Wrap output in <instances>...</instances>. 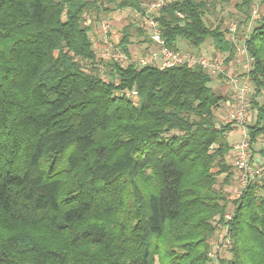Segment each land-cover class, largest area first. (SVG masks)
Instances as JSON below:
<instances>
[{"label":"trees","instance_id":"obj_1","mask_svg":"<svg viewBox=\"0 0 264 264\" xmlns=\"http://www.w3.org/2000/svg\"><path fill=\"white\" fill-rule=\"evenodd\" d=\"M232 1H169L157 16L167 47L210 41L230 58L223 19L208 24L207 14ZM253 1L234 3L241 22ZM142 4L0 0V264H213L220 223L231 246L218 264H264V176L224 218L234 125L215 126L225 95L213 76L187 64H109V80L99 76L85 15ZM133 24L121 29L127 53L146 32ZM245 45L252 150L264 136V14Z\"/></svg>","mask_w":264,"mask_h":264},{"label":"built area","instance_id":"obj_2","mask_svg":"<svg viewBox=\"0 0 264 264\" xmlns=\"http://www.w3.org/2000/svg\"><path fill=\"white\" fill-rule=\"evenodd\" d=\"M169 1L172 0H146L140 10H130L133 12V23H136L138 27L146 31V40L142 44V47H140L142 51H139V47L134 50L129 48V53L123 50L120 46V39L113 36L112 22L110 20H101L99 28L97 29L93 26L92 32L89 33V38L96 54L95 63L97 65H95L98 68L100 78L106 81L109 80L107 70L109 64H117L121 67L130 64L137 67L154 65L159 68L174 67L183 64L189 66L200 65L212 76L225 75V81L230 91L229 110L224 121H216L215 126L219 127L222 123L231 122L242 128L240 139L232 148V166L237 173L236 189L232 198L237 199L247 187L250 180L259 179L264 176V159H252L250 137L246 128V119L248 116L247 107L249 104L248 94L253 88V86L251 87L252 83L248 75L253 63V57L248 54L246 49L245 40L247 34L243 37V43L240 45V48L237 47L236 49L238 53L243 54L245 57L248 72L243 74V76L230 73L225 64L227 62L222 57L210 59L203 56H193L180 48H169L161 36L157 20L159 11ZM122 9L124 10V8ZM235 31L236 25L231 24L228 27L227 36L233 44L237 39ZM109 72H115V70ZM116 76L114 77L115 84L118 82ZM126 95L134 99L136 97L135 91H128ZM261 144L264 147V137L261 138ZM232 217L233 210H226L224 213L225 220H230ZM212 239L214 248L210 247L208 256L212 259L213 264H218V260L225 257V253H227L228 248L231 246L226 223L223 224L222 232L218 235L214 234Z\"/></svg>","mask_w":264,"mask_h":264},{"label":"rangeland","instance_id":"obj_3","mask_svg":"<svg viewBox=\"0 0 264 264\" xmlns=\"http://www.w3.org/2000/svg\"><path fill=\"white\" fill-rule=\"evenodd\" d=\"M144 0H142L143 2ZM209 2H211L212 0H208ZM256 0H254L255 2ZM260 2V0H259ZM105 5L108 6V3H104ZM222 18L223 19V24L224 27L228 30V27L231 24H235L236 25V35L238 37V27L240 29V18H242V16L237 13V10L235 9L234 5H222L219 6L216 4L215 7H211L209 9V12L207 14V23L208 24H212L215 25L216 22ZM110 20L112 22V28L115 32L119 33V35L121 36V29L127 25L129 22L133 23L134 17H133V12L130 11L129 9H113V10H108V11H104V10H100L97 13H94L93 15L91 14H86L85 15V24L88 25L89 23L91 24V26H95V29L99 28L100 25V21L101 20ZM136 28L138 27L136 23L133 24ZM134 29V28H133ZM93 29H91L90 32H92ZM135 34V32H134ZM240 35V34H239ZM144 37H146V33H144L139 39L137 38L136 34L133 35L132 39H131V44L129 45L132 50L138 48L139 46L142 47V44H144L145 40ZM120 39V37H119ZM184 43V42H183ZM207 47H212L210 41H208L207 43ZM181 45V44H180ZM238 48H240V46L238 45ZM139 51H142L140 48H138ZM180 49H182L183 51L190 53L191 55L195 56H203L205 58H210V59H216L218 57H222L224 58V55L220 56V55H215L214 53H211L210 51H205V54L202 52V50H195L194 48H190V47H186V46H181ZM236 53H238V50L236 51ZM225 59V58H224ZM97 65V63H95ZM227 66V70H229L230 73L232 74H237L239 76H243V74H245L241 68H239V66H237L236 62H232L231 59H229L227 61V63H225ZM217 80V81H216ZM220 80V81H218ZM225 75L222 76L218 75V76H213V81L211 82L210 86L213 87L216 92L218 93H222L223 95H225V99H230V91H229V86L227 85L226 81H225ZM224 84V85H223ZM253 85L251 84V87ZM225 90V92H224ZM254 87L252 88L251 92L248 94V107H247V119L246 121H248L249 117L251 116V119L249 120L252 121L254 120L255 117V111L251 108V101H252V97L254 95ZM136 99V98H135ZM259 101H261L260 98H258ZM224 103V102H223ZM221 104L219 110H217V113L223 116L228 115V110L229 107H227L225 104ZM225 118V117H224ZM247 122L246 125L249 123ZM234 134L231 135L229 140H233ZM264 137V136H263ZM261 137V138H263ZM261 138L259 139V141L252 147V150L255 152L254 156H258V157H262L264 159L263 156H261L260 154H258V151L260 148H264L261 144ZM253 152V153H254ZM219 180H221L219 178ZM212 223V220H211ZM223 230V224H217L216 225V229L215 232H213V234L211 235V237L208 240V243H210V241H213L212 236L214 234H219L221 233ZM213 250V249H212Z\"/></svg>","mask_w":264,"mask_h":264},{"label":"crops","instance_id":"obj_4","mask_svg":"<svg viewBox=\"0 0 264 264\" xmlns=\"http://www.w3.org/2000/svg\"><path fill=\"white\" fill-rule=\"evenodd\" d=\"M145 1L146 0H144L143 3ZM235 2H236V0H233L232 1V5H234ZM125 9H127V8H125ZM237 13L239 14V16L241 15L242 18H240V29L238 27V33L240 35L238 34V37H237L236 42L234 44L229 40V38L227 36V29H226V38L231 42L232 47H233V53H232V56L230 58H228L227 53L216 52L212 47H207V44H206L207 42L199 50H202V52L204 54H205V51H210L211 53H214L215 55H220V56L224 55V58H225L226 62L229 59H231L232 62H236L237 66H239V68H241V70L244 73H247L248 70H247V67H246L244 55L241 54V53H236L235 50L237 49L238 45L239 46L242 45V43H243V37L251 31V29L254 27V25L256 24V22L258 21V19L264 14V0H260V2H259V0H256L255 2L253 1V3L250 6V11H249L250 17L245 22H241V21H243L242 19L244 17L243 13H241L240 11H237ZM112 33H113V36L114 37H117V38L120 37V39H121V36L119 35V33L115 32L114 30H113ZM121 35H122V30H121ZM181 46L188 47V45L186 43H183V42L181 43ZM139 48H140V46H139ZM218 81H220V80H218ZM224 92H225V90H224ZM221 94H223V92ZM223 102L222 103L225 104L228 107V103L230 102V100L225 99ZM220 106L218 107L217 110H219ZM217 110L215 111L216 121H219V122L224 121V117H226L227 115L226 116L220 115V114L217 113ZM250 119H251V116L249 117V119H248L247 122H249ZM254 121H255V117H254V120L250 121L249 123H253ZM232 124L234 125V128H233V130L231 132H229L227 138L230 137V134L231 135L234 134L233 140H229V138H228V140L230 141V143L232 145H234L240 139L241 129L242 128L239 125H236L234 123H232ZM254 155H255V152L252 155V159L253 160H255L256 158H262V157H258V156L256 157ZM226 159H227V162L229 164H231V166H232V150L227 155ZM231 170L233 172L231 182L228 185H225V187H224V191L226 192L227 199H228V202H227V210H231V209L233 210L234 209V201L236 200V199H233L232 197H233L234 192H235V189H236L237 173H236L235 169L233 168V166H232V169ZM223 177H224L223 174H221L220 176H218V178H220V179H222ZM209 245H210L211 248H214V245H212V241H210ZM225 257H229V253L228 252L225 253Z\"/></svg>","mask_w":264,"mask_h":264}]
</instances>
